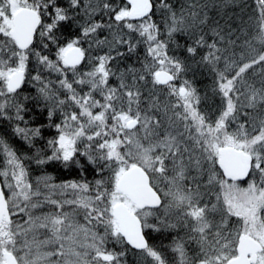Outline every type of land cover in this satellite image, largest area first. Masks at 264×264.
<instances>
[{
  "label": "rangeland",
  "instance_id": "1",
  "mask_svg": "<svg viewBox=\"0 0 264 264\" xmlns=\"http://www.w3.org/2000/svg\"><path fill=\"white\" fill-rule=\"evenodd\" d=\"M37 1L0 0V120L8 121L5 118L10 117L17 127H22L17 117L19 115L27 118L25 113H28L30 97L26 92L31 90L35 107L49 113L50 123L55 124V132L59 133L56 143L58 152L51 154L53 158L58 159L65 152L76 156L79 142L84 145L96 137L95 120L99 119L100 123H104L108 118L115 122L116 118L110 113L112 109H116L119 114L121 109L128 110L130 118L125 121L123 116L121 125L127 129L128 123L134 120H138L139 125L123 139L126 142L123 147L126 151H123V155L115 152L116 150L111 154L119 161L128 157L126 163H131L127 169L120 171L117 182L128 169L141 167L150 176L151 181L161 187V191L164 192L162 199L167 205L158 213L147 208L137 209L117 190L118 194L114 201L110 199L105 201L106 204H102L101 213L104 215L108 213L106 211L110 203L109 208L111 206V217H113L115 206L124 203L140 217L144 232L156 229L161 231L165 226H169L171 221L173 230L182 231V236L176 243L169 245L172 250V260L174 259L177 264H195L194 260L196 257L199 258L200 254L206 259L208 257L204 264H220L223 260H230L233 255L230 249L232 244L237 247L240 239L244 237H254L264 243V155L259 152L261 149L264 150V111L256 114L264 104V96L261 95L264 91V76H259L264 74V68H257L255 64H251L249 62L251 60L247 61L246 55L241 54L240 51L233 49V52L224 50L221 52L206 48L202 53L199 52L195 54L196 56L192 54L191 57L192 64L202 63L201 68L210 73V88L205 94L199 95V90L192 87L190 89L186 85L185 80L190 76L187 74L188 71L170 56L157 31L154 30L155 35L147 32V28L155 25L154 20H151L153 19L152 2L142 15L136 16L125 0H67L64 1L67 4V11L81 13L85 19L88 18V23L89 19L101 17L115 24L117 28H113L114 41L106 39L108 41L106 48L116 51L118 43L129 42L131 59L136 58L139 65L142 66L143 63L148 66L144 72H153L150 82H143L154 90L150 94L152 102L149 108L147 105L138 104L137 93L112 97L113 103L108 104L109 112L100 105L107 103L103 98L100 99V93L95 94L96 97L88 95L90 107L79 108L77 103L79 101L74 97L77 94V90L73 87V77L76 76L74 71L63 70L64 68L62 69L60 63L56 61L52 63L50 60L54 56L49 53L41 70L43 75L47 74L49 78L46 75L43 79L34 76L29 82L27 71L32 60L31 56L36 53L33 50L20 51L12 39L13 15L24 7H35L34 3ZM48 1L47 4L44 3L46 20L39 28L38 35L41 38L47 35L51 38L52 32L56 30L54 24L59 23L58 17L62 15L60 4L56 3V0ZM162 3L157 7V15L165 8ZM53 8L59 11H53ZM174 12L173 9L171 16L165 20L161 12L160 25L157 26L160 34L164 30L169 32L171 27L175 30V25L181 22V19L177 20L173 15ZM207 13V9L202 11L203 20ZM262 24L264 40V19ZM93 26L85 27L90 32L88 37H91L95 31ZM127 31L128 36H124ZM219 43L223 44L224 39ZM263 44L260 51L249 53V56L255 58L253 63L259 61L264 65ZM70 48L72 46L65 48L59 54V62L63 67L64 56ZM97 64L94 68L86 70L93 90L98 89L101 80L107 76L104 71L105 63ZM243 64H245L244 68ZM159 71L173 75L174 84L179 85L173 95L175 100L168 95L170 87L165 89L166 92L161 95L162 97L159 96L156 82V74ZM18 72L25 73L22 86L24 88H21L22 91H17L18 93H10L7 91V84ZM87 74L81 73V77H86ZM250 74H255L259 81L258 85L247 80L250 79ZM35 78L38 79V83ZM58 78L60 81L57 80ZM123 78L120 73L117 82H123ZM130 80L131 83H125L126 86L134 85L131 78ZM247 86L253 88L243 94V99L240 94L242 88ZM174 88L176 87H172ZM182 90L187 91L184 97L180 96ZM146 95L148 96L147 93ZM202 96L204 102L199 101ZM162 99H167L170 106L162 105V102H165ZM156 100H161L160 106L153 104ZM213 108H216L215 113ZM202 109L204 112L209 111L208 115L202 114ZM240 109L241 112L250 110L254 114L250 117L252 123H248L250 129L246 125V131L243 125L241 127V122L247 119L241 116ZM14 139L20 140L18 137ZM20 141L28 144L27 141ZM113 143L117 147L120 146L118 139ZM233 145L242 147V150ZM224 148H234L251 157L250 169L244 180L238 181L224 175L218 164L220 151ZM197 154H200V157ZM24 160L26 157L19 156L16 147L0 136V178L10 210V220L0 221V264H8L9 256L15 258L19 264L109 262L111 258L105 255L102 243L91 241L86 227L74 228L71 225L66 227L65 219L61 217L68 215L58 206L48 205V201L42 202V190L47 179L43 176L33 179V173H29L31 170L29 166L34 163L26 166ZM200 163H204V166L209 164L207 168H201ZM204 177L217 182L213 190L215 196L211 197L210 193H204L200 187L196 188L201 184L199 180L205 179ZM218 206L223 211L221 216L223 223L217 228L218 230L222 228L223 231L220 238L211 233L212 227L207 220V215L210 216L209 213L218 209ZM215 212L219 213L218 210ZM215 240L219 241V246L213 242ZM203 247L205 254L201 250ZM169 253L170 250L166 251V255ZM263 255L261 264H264ZM196 263L199 264L197 261Z\"/></svg>",
  "mask_w": 264,
  "mask_h": 264
},
{
  "label": "trees",
  "instance_id": "2",
  "mask_svg": "<svg viewBox=\"0 0 264 264\" xmlns=\"http://www.w3.org/2000/svg\"><path fill=\"white\" fill-rule=\"evenodd\" d=\"M38 1L34 3L35 8L42 7L44 9V3L47 4V2H49L48 0ZM64 1L67 0H56V3H59V6L62 5L67 8V4ZM151 2L153 3L151 12L153 19L151 18V20H154L153 23L155 25L147 28V32L155 35L154 30L157 31L162 40L163 46L165 45V47H167L170 56L180 62L184 69L188 71L187 74L190 76L188 77L189 79L187 78V80H185L186 85L190 89L194 88L195 90H199V95L202 93L205 94L210 88V73H207L206 69L201 68L202 63L192 64L191 57H193L192 54L195 55L199 52L202 53L206 48L217 49L221 52H223V50L226 52H233V49L237 52L240 51L241 54L246 55L245 59L247 61L251 60L249 61L251 64H255L257 68H264L262 62L258 61L257 63H253V59L255 58L249 56V53L260 51L263 48L262 20L264 19V0H151ZM161 2H163L162 5L165 6L161 11L163 20L168 19L171 16V11L174 9L175 12L173 15L177 17V20L181 19V22L177 23V26L175 25V30L171 27L169 32L168 30H164L163 33L160 34L157 26L160 25L161 12L157 15V7H159V3ZM123 4L125 5V3ZM204 9H207L208 11L205 20L202 19V11ZM66 16L71 19L75 32L76 28H85L90 22L93 23L94 21H97V27L91 37H87V39L82 41L80 45L86 51V55L88 56L86 63L81 71H74L76 76L73 77V87L74 90H77V94L74 95V97L75 100L79 101L77 102L79 108L90 107L88 95L92 97L99 93L100 99L103 98V101H107L106 104L113 103L112 97L125 96V93L132 95L137 93L139 98L138 104L147 105L149 108L150 103L152 102V96L150 94L151 91L154 90L150 89V86L148 87L143 84V82H150L149 79L153 72H144L145 68L148 66L146 67L143 63L142 66L139 65L136 58L131 59L129 42H125V44L118 43V49L116 51H111L106 48L108 42L106 39L114 41L113 28H117V26L112 24L110 20L101 17L98 19H89L88 23V18L85 19L81 13H76L75 11H67ZM54 27H56V30H54L55 35L61 38L60 42L62 43L63 37L67 34L59 28L58 23H56ZM154 27H156V29H154ZM39 33L40 31L38 34ZM88 33L90 32L88 31ZM47 36L41 38L38 35L36 43L34 47H32L33 52L36 54L31 56L32 60L27 71L30 78L29 82L34 79V76H39L38 79H43L45 75L48 76L47 74L43 75V72L41 71L42 67L45 65V60L42 55L38 57V54L43 52V49L39 47L41 40H43L44 43H47L48 40L51 39ZM124 36H128V31L124 33ZM221 39H224L223 44L219 43ZM97 41H99V43ZM49 53L54 56L52 60H49L52 63L55 61L58 64L60 63L59 66L63 69V64L59 62L60 56L56 54L55 48H52L51 45L49 46ZM99 62L103 64L105 63L104 71L107 76L101 80L98 89L93 90V86H91L89 81L85 80H83V85H80L81 87H79L77 76L81 75V73L87 74L86 70H89L92 67L94 68ZM244 65L245 64H243V68ZM63 70L66 69L64 68ZM141 70H143L144 73L141 72ZM120 73L124 77L123 82H117ZM97 76H99V74H97ZM259 76L262 77L264 74ZM128 77L132 79L133 86L125 85L126 82L131 83V80ZM233 77L234 76H231V78ZM249 78L250 79L247 80H251L255 85H258L259 81L255 77V74H250ZM35 79L38 83V79ZM82 79H84V77H82ZM57 80L60 81L59 78ZM172 87L176 88L172 89ZM177 87H179V85L175 83L169 88L168 95L171 99L175 100L173 95ZM252 88L253 87L250 86L242 88L243 91H241V97L244 99L243 94L245 95V93ZM22 89L20 91H22ZM165 89V87L158 86L157 90L160 92L159 96L166 92ZM26 93L30 97L28 99L27 109V112H29L35 107V101L32 99L33 97L31 98L33 95L31 90H28ZM262 94L264 96V91L261 95ZM162 100L165 101L164 103L162 102V105L165 107H168V105L170 106L167 99ZM160 101L161 100H156L153 104L155 105L156 103L160 106ZM199 101L204 102L203 96ZM205 104L209 103L205 102ZM210 105L214 106L213 104ZM212 110L214 113L216 112V108H213ZM41 111L48 113L44 109H41ZM263 111L264 104L263 106H260V110L256 114H261ZM110 113L116 118V120H114L115 122L107 120L104 121V123H100L99 119L95 120L94 134L96 137L90 139L84 145H82V142H79L75 156L79 161V166H65L64 164L58 163L56 158H53L52 156L49 158L46 152L43 155L36 152L35 149L43 148V144L39 140H34L32 143L28 144H25L20 140H15L14 138L17 136L12 134L11 125L6 120H0V136L7 139L12 146L16 147L19 156L26 157V160H24L26 166L34 163L32 166H29V168H31L29 173H33V179H38L40 176L47 179L44 189L42 190V202L44 203V201H48V205H56L68 215V217L65 215L61 217L65 219L64 225L66 227H68V225H71L74 228L79 226L86 227L89 230L91 241L96 240L97 243H102L105 255H108L111 258L109 262L102 264H177L174 262V259V261L172 260V250L169 248V245L176 243L179 237L182 236V231L179 229L173 230L171 221L169 222V226H165V229L163 230L160 229L161 231L157 229L145 231L144 234L147 240V247L140 250L129 245L119 233L115 220L111 217V206L109 208L110 203H108V211H106L108 213L106 215L101 213L102 204H106L105 201H109L110 199H113L114 201L115 196L118 194L116 186L117 177L120 171H122V169H127L129 165H131V163H126L129 160L128 157L126 159L124 158L125 160L123 161H119L111 155L114 154L115 150L118 154L123 155V151H126V148H123L124 143H126L123 139L128 136L124 131H120L118 127L119 121L117 120V116L119 112L116 111V109H112ZM122 113L124 115H129V111L125 109H121V114ZM208 113L209 111L205 110L204 112L202 109V114L208 115ZM241 113V116L247 119L241 122V127L243 125L244 130L246 131V125L248 126V123H252L250 117L254 114L250 110H245V112ZM48 116L50 118L49 113ZM247 128L250 129V126ZM115 139H118L120 146L117 147V145L113 143ZM233 146H235V148L237 147V145ZM237 148L242 150V147L240 146ZM259 152L264 155V150L261 149ZM197 155L200 157V154ZM37 156L40 157V160L44 161V165L50 164V166H44L38 163L36 159ZM208 164L204 166V163H200V167L207 168ZM199 183L201 184L196 186V188L200 187L204 193H210L211 197L215 196V193L213 192V190H215L214 184L217 183L215 180L205 178L200 179ZM151 186L161 198L164 197V192L161 191V187L156 185L154 181H151ZM166 205V202L162 199L160 208L150 210L158 213L163 207L165 208ZM221 209L222 208L218 206V209L216 210H218L219 213H214V211H216L214 210L209 213L210 216L207 215L208 223L213 230H211V233L214 236H217V238H220L223 232L222 228L220 230L217 229L218 227H221V224L223 223V220L221 219L223 211ZM213 242L217 244L216 246H219V241L215 240ZM234 246L235 245L232 244V247L230 248L231 251H233V255L235 252ZM169 250L170 253L166 255V251ZM201 250L205 254V247ZM196 259L194 260L195 264H197L196 261L199 264H204L208 257L206 259L204 255L200 254V257H196ZM223 262L226 261L223 260Z\"/></svg>",
  "mask_w": 264,
  "mask_h": 264
},
{
  "label": "water",
  "instance_id": "3",
  "mask_svg": "<svg viewBox=\"0 0 264 264\" xmlns=\"http://www.w3.org/2000/svg\"><path fill=\"white\" fill-rule=\"evenodd\" d=\"M132 6L133 15H142L150 5V0H126ZM40 17L37 12L30 9H22L16 13L13 19L12 37L17 47L21 51L27 50L33 43L34 35L40 25ZM84 55L80 48L74 47L65 55L64 63L67 67H77L82 64ZM25 73H15L7 84V91L14 93L19 91L24 83ZM174 77L166 72L159 71L156 74V82L160 86H167L173 83ZM186 90L180 92L184 97ZM137 122H131L130 128ZM252 159L243 151L234 148H224L220 151L219 165L228 178L244 180L248 175ZM117 190L126 197L136 208H158L161 199L157 192L151 187L147 173L140 167H134L124 172L117 182ZM113 216L118 226L119 232L128 244L144 249L147 246L140 218L133 213L129 207L120 203L115 206ZM10 220V210L8 200L4 193L0 180V221ZM260 245L254 240L244 237L240 241V256L233 259L230 264H250L248 256L253 254V261L256 260V253L260 251ZM8 264H19L15 258L9 256Z\"/></svg>",
  "mask_w": 264,
  "mask_h": 264
},
{
  "label": "snow or ice",
  "instance_id": "4",
  "mask_svg": "<svg viewBox=\"0 0 264 264\" xmlns=\"http://www.w3.org/2000/svg\"><path fill=\"white\" fill-rule=\"evenodd\" d=\"M52 10L59 11V9L56 8H53ZM119 18L120 17H117V19ZM58 19L63 22L59 25V28L67 35L63 37L62 43L60 42L61 38L57 37L55 32H52L51 39H49L47 43H44V41L41 40L39 47L43 49V52L38 54V57L42 55L45 61H47L49 54V45L54 47L56 54L59 55L69 46L80 47L81 42L88 37L87 29L81 27L80 31L76 33L73 23L68 21L65 16L60 15ZM97 42L99 43V41ZM25 115L27 116V119L19 115L17 117L19 122L23 125L22 127H17L10 117L5 118L8 119V122L11 125L12 134L17 136L20 140L27 141L28 143H32L34 140H39L43 144V148L35 149L36 152L42 155L46 152L48 157L51 158L53 152H58L56 143L59 133L55 132V126L50 123L48 113L34 107L28 113H25ZM60 142H63L62 137L60 138ZM36 159L38 163L44 165V161L40 160L39 156H37ZM57 162L64 164L65 166H79V161L76 159L75 155H69L67 152H65L61 158H58ZM44 166H50V164Z\"/></svg>",
  "mask_w": 264,
  "mask_h": 264
},
{
  "label": "flooded vegetation",
  "instance_id": "5",
  "mask_svg": "<svg viewBox=\"0 0 264 264\" xmlns=\"http://www.w3.org/2000/svg\"><path fill=\"white\" fill-rule=\"evenodd\" d=\"M75 4V3H74ZM150 4H151V0H150ZM131 6V5H130ZM61 8H62V15L63 16H65L66 18H67V16H66V14H67V8H65V6L63 7L62 5H61ZM22 9H30V10H34L35 12H37L38 13V15H39V17H40V20H41V22H40V25H39V27L37 28V30H36V33H35V35H34V39H33V43L31 44V46L27 49V50H32V47H34V45H35V43H36V40H37V38H38V32H39V28L42 26V23H43V21H45L46 20V12L44 11V9L42 8V7H40V8H35V7H24V8H22ZM22 9H20V10H22ZM19 10V11H20ZM18 12V11H17ZM16 12V13H17ZM16 13L13 15V17H12V27H13V19H14V16L16 15ZM48 17V16H47ZM0 19H1V14H0ZM67 20L68 21H71V19L70 18H67ZM93 22V21H92ZM54 23V22H53ZM61 23H63L62 21H59V25L61 24ZM97 21H94L93 23H91L90 22V24H89V26L91 27V25L93 26V28H95L96 29V27H97ZM54 25H56V24H54ZM80 31V29L79 28H76V33L77 32H79ZM12 32H13V28H12V31H11V36H12ZM12 39H13V37H12ZM18 48V47H17ZM72 48H74V47H72ZM72 48H70L69 50H71ZM78 48H80V49H83L81 46L80 47H78ZM27 50H25V51H27ZM68 50V51H69ZM68 51L66 52V54L68 53ZM82 51V53H83V55H84V60H83V62H82V64H80L79 66H77V67H74V68H71V67H67L66 65H65V63H64V68L66 69V70H69V71H81V69L83 68V66H84V64L86 63V60H87V55H86V51L83 49V50H81ZM65 54V55H66ZM64 59H65V56H64ZM85 68V67H84ZM174 77V76H173ZM88 74H87V76L86 77H84V79H82V77H81V75L80 76H78V81H77V83H78V85H79V87H81L82 85H83V80H85V81H88ZM175 79V78H174ZM91 84V86H92V83H90ZM173 84H174V81H173V83H171L170 85H167V86H160V85H158L157 84V86H160V87H165V88H167V87H171V86H173ZM81 85V86H80ZM78 87V88H79ZM82 89V88H81ZM86 103V102H85ZM91 103V102H90ZM87 104V103H86ZM101 106H102V108L105 110V111H107V112H109L108 111V109H109V107H108V104H106V103H103V104H100ZM123 114V113H122ZM122 114H118V116H117V120L119 121V124H118V127H119V129H120V131H124V133H127V136H128V134L130 133V131H132L133 129H135V128H137L138 127V125H139V121L138 120H134V121H132V122H137L136 124H134V126L132 127V128H130V123H128V130L127 129H125L124 128V126L123 125H121V118L123 117V116H125V121H127L130 117H129V115H122ZM107 120H109L108 118H106L105 119V121H107ZM94 128H95V126H94ZM225 175V174H224ZM247 238H250V239H252V240H254L256 243H258L259 245H260V251H258L257 253H256V260L255 261H253V257H254V255L253 254H250L249 256H248V259H249V262H250V264H261V256L263 255V253H264V243L262 242V241H260V240H258V239H256V238H251V237H247ZM240 241H241V239H240ZM240 241H239V244H238V246L236 247L235 246V252H234V255L230 258V260H227L226 262H224V263H220V264H229L233 259H235V258H237V257H239L240 256V252H239V246H240ZM264 256V255H263Z\"/></svg>",
  "mask_w": 264,
  "mask_h": 264
}]
</instances>
